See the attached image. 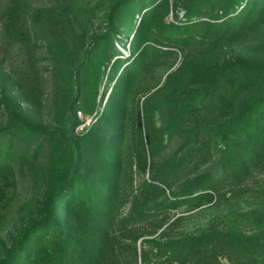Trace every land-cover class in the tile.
Returning a JSON list of instances; mask_svg holds the SVG:
<instances>
[{
    "label": "trees",
    "instance_id": "16d2710c",
    "mask_svg": "<svg viewBox=\"0 0 264 264\" xmlns=\"http://www.w3.org/2000/svg\"><path fill=\"white\" fill-rule=\"evenodd\" d=\"M177 8L183 15L169 20ZM5 18L11 40L28 28L45 36L67 95L51 130L0 97V197L24 169L46 184L38 216L0 264H104L124 235L136 264L138 238L173 209L206 204L212 213L197 233L143 239L155 264H264V62L173 68L192 49L214 52L262 31L264 0H6ZM146 224L156 229L136 234Z\"/></svg>",
    "mask_w": 264,
    "mask_h": 264
},
{
    "label": "rangeland",
    "instance_id": "374dc122",
    "mask_svg": "<svg viewBox=\"0 0 264 264\" xmlns=\"http://www.w3.org/2000/svg\"><path fill=\"white\" fill-rule=\"evenodd\" d=\"M39 3H49L50 1L60 0H37ZM69 2L83 5L94 0H67ZM184 10L177 8L171 11L168 19L172 20L174 13L181 17ZM6 0H0V97L2 95L11 96L20 101L24 111L34 116L39 122H42L49 130L61 125V106L66 99V89L61 85L60 63L57 56L51 51L48 41L42 33L34 29H25L20 39L11 40L4 33L6 24ZM262 31L251 32L245 35L238 43L218 49L214 52L198 47L180 55L178 62L173 68L187 61H200L203 65L224 62L231 58H242L250 62H264V51L258 48H264V25ZM132 34L128 36L124 45H120L121 51L129 53ZM125 46V47H124ZM126 48V49H125ZM166 72L163 78H166ZM107 80H104L102 93ZM100 94V96L102 95ZM111 93V87L106 90L104 96L100 99L105 101ZM103 101V102H104ZM82 118V113H78ZM6 121V116L0 112V123ZM90 122L87 119L85 123L78 125L75 130L82 133L86 124ZM43 168L45 162L42 161ZM148 170L145 176H148ZM143 175L137 172L136 180L139 181ZM136 181V182H137ZM46 190V184L43 173L31 169H24L19 172L18 184L15 188L8 187L7 195L0 197V256L3 247L8 246L16 231L38 216V205L43 198ZM128 208V204L123 211ZM211 210L208 205L197 207L181 206L173 209L169 213L168 222L152 235H143L135 242L136 264H147L142 261L143 239L156 238L157 241L179 238L186 235H192L202 230L210 218ZM171 222H174L172 229L168 234L160 237V232ZM156 226L146 224L140 231L146 234L148 231H154ZM121 243L118 245L116 258L114 260L107 257L104 264H134L131 259V246L133 241L126 235L120 237ZM149 245V244H148ZM130 247V248H129ZM146 248L150 255L148 264H155L152 258L156 256V250L152 243ZM159 254V252H158Z\"/></svg>",
    "mask_w": 264,
    "mask_h": 264
}]
</instances>
